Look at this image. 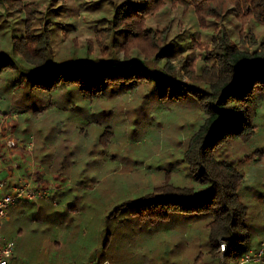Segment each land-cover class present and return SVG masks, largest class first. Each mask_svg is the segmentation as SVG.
<instances>
[{
  "label": "trees",
  "instance_id": "trees-1",
  "mask_svg": "<svg viewBox=\"0 0 264 264\" xmlns=\"http://www.w3.org/2000/svg\"><path fill=\"white\" fill-rule=\"evenodd\" d=\"M110 1V17L95 18L93 23L88 20L84 24H92V39L82 45L71 41L67 48L68 41L58 39L57 34L64 31V36H68L76 25L74 20H69L71 14L66 0L56 7L52 6L53 0L45 5L21 4L20 0L18 6L16 0H0L4 10L0 12V36L8 44L7 49L0 47V94H5L10 99L7 103H13L20 111L31 109L32 113L40 112L45 105L55 106L60 111L62 108L75 109L78 102L83 101L99 113L102 109L97 105L105 101H123L128 92L135 95L133 109L141 116L149 114L144 100L147 97L156 105L187 104L192 112L187 119L194 120L192 124L196 128L184 140L183 149H177L182 162L178 164L180 169L164 168L159 186L128 205L119 204L115 210L125 207L127 215L121 221L129 224L121 225L127 227H190L200 247L184 264H218L219 240L227 245L223 264L227 259L239 264L242 256L258 245H253L248 207L242 198L244 177L238 162L233 164L228 158L226 149L233 141L242 140L246 144L255 135L253 116L264 101V37L252 48H245L243 44L237 46L229 32L231 24L227 23V18L235 22L241 15L233 8L241 9L244 12L242 23L257 22L264 35V0ZM101 2L77 0L74 7H69L78 10L73 15L78 18L98 11ZM170 6L186 8L192 24L186 22L181 31L164 42L170 28L165 31L163 28L171 23L162 27L161 24L153 26L149 21L159 17L156 15L160 11L166 14ZM209 17L219 21H209ZM201 35L206 36V42H199ZM238 35L242 37V31ZM199 44H203L208 54L202 59L190 52ZM56 48L68 54L66 59L55 60ZM173 60L180 64L182 74L175 71ZM184 77L189 79L188 83L183 81ZM139 88H146L140 103L137 100ZM15 90L18 98L12 94ZM62 97H66L65 100H61ZM79 116L80 120L72 118L76 122L67 120L64 127L67 132L77 133L78 127L74 130L72 125L86 127L81 132L93 130L89 115ZM81 119L88 121L82 124ZM96 122L103 132L115 128L109 117ZM64 128H61L63 132ZM61 129L53 126L49 132H62ZM39 133L28 129L16 133L24 146L28 142L33 144L37 160L44 142H32ZM75 152L78 149L75 148ZM250 158L253 156L247 157ZM40 161L44 165L47 163ZM57 168L61 173L63 169ZM61 196L53 192L49 198L57 201ZM35 206L20 202L17 207L8 209V215ZM110 230H106L103 237L95 238L96 264L109 256L116 236L115 229ZM8 238L22 250L18 241L20 235H8ZM161 258L168 259L164 254Z\"/></svg>",
  "mask_w": 264,
  "mask_h": 264
},
{
  "label": "rangeland",
  "instance_id": "rangeland-1",
  "mask_svg": "<svg viewBox=\"0 0 264 264\" xmlns=\"http://www.w3.org/2000/svg\"><path fill=\"white\" fill-rule=\"evenodd\" d=\"M21 1V4L38 2L45 5L50 0ZM57 1L53 0L52 6L56 7L62 2V0ZM66 1L71 14L69 20H74L76 25L68 36H64V31H57V34L58 39L63 38L64 42L68 41L67 48L70 47L71 41L82 45L83 42L92 39V35L90 36L92 24L84 25L88 20L93 23L95 18L111 16L108 11L110 0H101L98 11L78 18H73L78 10L69 7H74V2L77 0ZM122 1L117 0V3ZM13 3L15 4V1ZM18 4L20 0H16V5ZM234 10L240 11L241 17L235 22L227 18V23L231 24L228 26L229 32L237 46L243 44L245 48H252L264 37L263 32L257 26V22L242 23L244 12L237 8H233ZM3 11L0 3V12ZM166 12L163 14L160 11L156 15L159 17L149 21L153 26L161 24L162 27L166 23L168 25L171 23L169 27L163 28L164 31L170 28L164 42H168L181 31L186 22L192 24L188 19L190 14L186 8L170 6ZM14 16L18 17L16 14ZM207 20L219 21L213 17ZM21 24L20 21L19 26ZM162 27L159 30H162ZM240 31L242 37L238 35ZM159 36L162 37L163 34ZM200 38L199 42H206L205 35H201ZM0 43V47L8 48L6 40L1 36ZM202 46L203 44H199L190 49L194 57L202 59L206 54ZM53 55L56 60L59 57L66 59L65 55L68 54L56 48V53ZM173 63L175 71L182 74L183 70L178 61L173 60ZM21 68L25 67L21 66ZM183 81L188 83L189 79L184 77ZM145 89L139 88L138 103L141 102ZM12 94L16 98L19 96L17 90ZM125 97L120 102L105 101L97 105L102 109L99 113H95L92 106L85 101L78 102L75 109L62 108L60 111L55 106L45 105L40 112L32 113L31 109L20 111L13 103H7L10 99L5 94H0V164L8 163L9 168L10 165L18 166L11 169L10 181L28 178L33 186L47 188L51 194L58 190L57 192L60 193L56 194L62 195L60 198L57 197V201L49 198L47 201L28 202L36 206L24 207L10 214L9 222L2 226L1 231L6 236L20 235L18 241L27 254L23 255L24 264H37L35 258H41L38 242H42V250L48 252L44 249L45 245L43 247L44 240L46 241L44 244L49 240L60 242L64 255L67 254L65 251L72 252L77 249L83 252L85 257L94 255L97 247L96 243L91 246L94 238L99 235L103 237L106 230L109 231L111 228L115 229L116 235H119L113 240L116 246L113 250L114 256L121 251L125 258L117 260L118 256L114 257L110 253L109 256H105L101 264H184L198 252L199 240L195 239L192 229L185 228V225H174L177 226L175 229H169L168 225L149 226L150 231L147 230L148 226L121 225L129 224L121 221L123 216L127 215L123 210L125 207L119 210L115 208L119 204L128 205L159 186L163 181L161 173L164 168L168 169L170 166V171L172 168L180 169L178 164L182 162L179 160L180 152L177 149L182 148L186 137L196 128L192 124L194 120L187 119L188 115L192 114L187 104L177 106L167 102L156 105L153 99L147 97L144 100L148 104L145 108H149V114L143 113L141 116L133 109L136 103L135 95L132 96L128 92ZM65 98L62 97L61 100ZM73 100L77 102L74 98ZM40 103L42 104V101ZM82 113L92 119L89 123L94 125L93 130L81 132L80 130L86 127L72 125L74 130L78 127L77 133L67 132L64 128L67 120L76 122L72 118L80 120L79 115ZM106 117L111 119V124L115 127L109 132H103V128L96 124V121ZM87 121L83 119L81 123L86 124ZM253 124L255 135L251 141L248 140L246 144L242 140L233 141L226 149V153L233 164L238 162L244 177L242 198L248 207V224L252 231L253 245L257 246L264 240V101L255 110ZM53 126H57L59 130L64 128L65 131L61 129L62 132H49ZM27 129L30 132H40L35 141L30 142L39 140L44 142L38 160L34 157L33 144L29 146L28 142L24 147L19 139L20 135H16ZM48 135L49 143L45 138ZM8 140L17 142V146L14 143V147H8ZM75 148L78 152H75ZM248 156L253 158L249 160ZM40 160L47 163L44 165ZM57 167L63 169L61 173ZM162 254L168 259L161 258ZM218 259V264H223V255H218ZM224 264H233V261L227 259Z\"/></svg>",
  "mask_w": 264,
  "mask_h": 264
},
{
  "label": "built area",
  "instance_id": "built-area-1",
  "mask_svg": "<svg viewBox=\"0 0 264 264\" xmlns=\"http://www.w3.org/2000/svg\"><path fill=\"white\" fill-rule=\"evenodd\" d=\"M12 140L7 141L8 147L17 146ZM31 146V143H28ZM25 147V146H24ZM11 175L7 180L0 178V264H13L14 241L5 239L1 234L3 220L7 216L10 207L17 206L20 202H35L38 200H48L51 192L47 188L33 186L28 178H19L14 182L10 181L11 169L18 166L10 165ZM227 245L219 240L218 251L221 255L225 253ZM264 264V240L256 248H250L240 259L239 264Z\"/></svg>",
  "mask_w": 264,
  "mask_h": 264
},
{
  "label": "crops",
  "instance_id": "crops-1",
  "mask_svg": "<svg viewBox=\"0 0 264 264\" xmlns=\"http://www.w3.org/2000/svg\"><path fill=\"white\" fill-rule=\"evenodd\" d=\"M11 175L10 171H9V167H8V163H3L0 164V178L1 179H5L7 180L8 177ZM58 191V190H57ZM57 191H54V193H57ZM17 207V206H15ZM9 219V215L7 212V216L6 218L3 220V224ZM2 224V226H3ZM177 226H170L168 227L169 229H172ZM188 226H185V228H187ZM147 230L150 231L149 226L147 227ZM122 231V230H121ZM121 232L119 231V234ZM2 236L7 239V240H11L8 238V236H6L5 234H3V232L1 231ZM119 235H116L115 239H117ZM44 242L46 243V241H43V247L45 245V248L48 252H44L45 250H42L41 245L42 242H38L40 245V249H41V258H35L37 260V264H96L97 260L94 259L95 256H93V254H91V256L89 255L88 257H85L83 255V252H80V250H75L72 252H68L65 251L67 254L64 255V251L62 250L61 247V243L57 242L56 240L54 242L52 241H48L47 244H44ZM15 243V242H14ZM96 243V239L94 238V243H91V246L94 245ZM53 246V247H52ZM116 248L114 241H113V246L110 249L109 255L110 253L114 256V252L113 250ZM123 252L119 251L117 254H115L114 257H117V260H122L124 259L125 255L122 254ZM125 253V252H124ZM23 255H27L25 253V249L22 248L17 244H15L14 247V252H13V257H12V263L13 264H24V258ZM124 257V258H123ZM52 260V261H51ZM51 262V263H50Z\"/></svg>",
  "mask_w": 264,
  "mask_h": 264
}]
</instances>
